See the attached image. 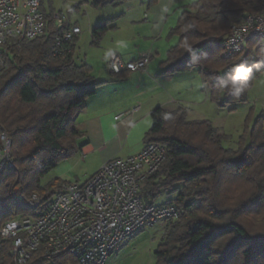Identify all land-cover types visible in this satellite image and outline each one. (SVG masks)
Listing matches in <instances>:
<instances>
[{
	"label": "trees",
	"instance_id": "obj_1",
	"mask_svg": "<svg viewBox=\"0 0 264 264\" xmlns=\"http://www.w3.org/2000/svg\"><path fill=\"white\" fill-rule=\"evenodd\" d=\"M123 1L93 0L92 5ZM263 8L264 0H198L188 6L169 32L168 39L178 38V43L167 54L164 74L200 68L217 107L246 102L254 81L264 74V38L248 41L230 57L224 55V42L235 23ZM47 19L43 37L8 47L9 70L0 78V135L6 132L12 141L14 164L0 180V230L10 219L35 215L15 197V188L27 199L64 183L55 179L42 185L49 173L81 152L76 121L102 85L90 66L76 64V46L70 56H53L57 29ZM115 20L93 29L95 44ZM239 63L253 71L237 98L220 80ZM151 117L145 144L163 145L166 159L140 195L147 205H156L163 192L178 193L161 205L173 206L179 214L155 253L157 264H264V117L252 128L248 118L237 150L225 147L228 136L210 121H189L184 108H157ZM11 251V241L0 236V264L13 263ZM59 260L76 264L71 254ZM48 262L37 256L31 264Z\"/></svg>",
	"mask_w": 264,
	"mask_h": 264
},
{
	"label": "built area",
	"instance_id": "obj_2",
	"mask_svg": "<svg viewBox=\"0 0 264 264\" xmlns=\"http://www.w3.org/2000/svg\"><path fill=\"white\" fill-rule=\"evenodd\" d=\"M48 16L57 29L53 56H70L82 29L67 13L45 11L43 0H0V77L9 70L8 47L43 37ZM257 38H264V8L232 26L225 38L224 55L240 53L248 41ZM152 58L147 52L127 61L114 53L107 58V68L114 75L146 72ZM11 147L10 137L2 132L0 180L14 167ZM165 159V147L149 143L127 158L111 159L84 182L63 183L44 194L34 192L27 199H23L20 187L15 188V197L35 215L10 219L0 230V236L12 243V264H31L37 256L55 261L66 254H71L76 264H106L132 236L160 222L178 220L175 207L147 205L140 195L145 181L159 171Z\"/></svg>",
	"mask_w": 264,
	"mask_h": 264
},
{
	"label": "crops",
	"instance_id": "obj_3",
	"mask_svg": "<svg viewBox=\"0 0 264 264\" xmlns=\"http://www.w3.org/2000/svg\"><path fill=\"white\" fill-rule=\"evenodd\" d=\"M137 1L136 5L123 6L114 17L116 20L105 35H111L114 45L106 49V59L102 60L107 64L109 55L115 53L133 61L150 52L153 56L151 64L146 72H125L123 77L112 74L107 65L99 67V72L110 73L112 80L108 81L121 80L124 83V95L118 91L117 82L107 84V81H99L92 68L93 76L102 85L96 95L87 100L85 110L76 121L77 130L82 135L78 141L81 152L55 170H59L56 178L64 183L84 182L111 159L138 153L145 146L146 136L152 128L151 115L155 109L174 112L184 108L189 121H202L198 120L201 117H195L196 108L205 107L210 102L209 90L199 70L172 76L164 74L167 54L178 43V38L168 39L169 32L187 7L198 0ZM80 38L76 43V53ZM156 59L161 62L158 68H152ZM189 92L192 95H187ZM121 114H124L122 118L116 120ZM77 157L87 165V169L79 172L75 181H65V172L78 167V163H71Z\"/></svg>",
	"mask_w": 264,
	"mask_h": 264
},
{
	"label": "rangeland",
	"instance_id": "obj_4",
	"mask_svg": "<svg viewBox=\"0 0 264 264\" xmlns=\"http://www.w3.org/2000/svg\"><path fill=\"white\" fill-rule=\"evenodd\" d=\"M92 1L93 0H43L45 11L50 12L51 10H62L67 13L73 24H77L81 27L82 34L80 35L81 41L78 47V52L76 53V64H85L93 68L99 81H107V84L117 82L118 91H121L120 94L124 95L125 90L122 88L124 83H121L122 81L120 79H116L120 81L110 82L108 80H112V77L108 71H102V73L98 71L99 67L105 68L107 65L102 59H106V49H109L114 45L112 44V37L111 35L105 36L99 44H95L92 31L98 24L114 19V17L122 10L123 6H127L128 4L136 5L138 4V1L125 0L117 5L109 4L100 7H94ZM160 62L161 60L156 59L151 65L153 66L152 68H158ZM195 70L200 71V68L193 69V71ZM191 84L193 83L191 82ZM132 87V90H134L135 85ZM190 94L191 92L187 95ZM140 96L142 97L143 94H140ZM196 109L197 112H195V117H201L198 120L210 121L212 125L219 130L220 134L228 136V140L225 141V147L237 150L239 140L244 134L248 118H251L250 125L252 128L259 117H264V74L254 81L252 88L248 91L246 102L235 106L229 105L226 108L221 109L210 101L205 107H197ZM73 162H76V164L78 163V167H75L72 171L65 172V181H75L76 175H79V172H83L87 169V165L79 161V157L71 163ZM58 172L59 170L49 173V175L43 180L42 185H47L51 183V181L57 179ZM177 190L181 191L182 189L179 186ZM177 195L178 193L175 192H163L156 200L155 204H164L169 200L175 199ZM176 221L168 223L160 222L156 226L147 228L137 235L132 236L114 251L106 264H157L155 253L162 244L165 234L169 231L170 225ZM69 263L74 264L71 261L65 262L64 260L50 261L47 264Z\"/></svg>",
	"mask_w": 264,
	"mask_h": 264
},
{
	"label": "clouds",
	"instance_id": "obj_5",
	"mask_svg": "<svg viewBox=\"0 0 264 264\" xmlns=\"http://www.w3.org/2000/svg\"><path fill=\"white\" fill-rule=\"evenodd\" d=\"M253 71L251 66L245 63H239L232 66L225 78L220 80L223 88H229L233 95L239 98L245 91L247 81Z\"/></svg>",
	"mask_w": 264,
	"mask_h": 264
}]
</instances>
